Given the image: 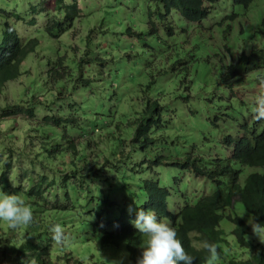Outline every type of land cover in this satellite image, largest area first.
<instances>
[{"label": "trees", "instance_id": "obj_1", "mask_svg": "<svg viewBox=\"0 0 264 264\" xmlns=\"http://www.w3.org/2000/svg\"><path fill=\"white\" fill-rule=\"evenodd\" d=\"M218 1L220 0H147L160 4L161 8L157 7L159 20L177 13L188 22L207 17ZM231 1L234 5L246 7L252 0ZM30 7L31 14L37 12L36 16L44 17L34 5ZM51 9L46 22L43 21L35 30L37 34L31 36L19 33L8 23L4 14L11 11L0 8L1 90L8 81L20 76L25 57L38 48L46 52V74L53 84L72 80L71 67L65 62L67 51H61L62 34L72 28L74 21L81 16V9L77 7V0H54ZM14 10V16L22 20L25 18L17 7ZM150 14L148 11V16ZM28 22L35 24L33 19ZM261 23L264 26V18ZM149 27L151 33L158 34V27L151 21ZM229 28L230 24L223 32H228ZM162 30L159 34L163 35L164 32L167 37L174 35L170 24L162 22ZM125 32L134 34L130 27ZM136 35L139 37V34ZM55 39L57 43L52 44ZM43 41L48 44L42 43ZM166 44L167 50H174L171 43L166 41ZM225 47L228 51L231 50L229 43ZM248 48L247 53L243 50L236 62L231 63L242 73L264 67V50L262 52ZM191 57L189 52L186 53V73ZM90 61L91 59H87L84 62ZM82 62L81 59L78 60L77 68L82 66ZM229 69L231 70L230 66ZM82 75L78 71L81 81L88 84L90 78ZM46 82H49L48 79ZM179 83L182 84L183 81ZM64 95L65 98L70 97L69 94ZM64 95L60 97L64 98ZM208 96L220 100L216 104H209L205 95L181 93L178 96V106L171 110L157 99L147 100L136 124L129 125L127 130L124 128L126 133L118 137L117 145H112L113 154H123L121 161H112L107 155H103L104 159L100 161L95 153L92 156L91 151L86 153L88 143L72 140L75 133L80 136L88 135L90 128H82L81 117L84 114L76 110L77 103L69 102L68 106L72 108L65 111L62 109L65 107V98L57 103L58 109L57 106L54 107V99L42 104L32 98H19V102L12 107H1L0 125L11 116L22 115L29 119L35 115V107H47L52 112L41 117L43 122L28 124L29 134L24 140L28 146L34 147L30 151L34 160H37L35 156L39 157L40 162L58 159L60 163L55 171L66 168L77 180L79 177L84 180L91 173L96 176L92 180H99L100 177L92 169H97L100 175L102 170L108 169L113 171L114 176L101 175L105 187L99 188L92 195V211H86V207L80 205L78 197L68 198L72 202L70 206L60 205L56 203L57 196L53 202L48 198L50 188L57 183V176H52L49 180L45 175L38 174L34 180L31 173L23 186L19 178L27 170H15L11 161L16 156L21 157L24 150L15 143L1 148L0 191L22 195L33 211L34 221L27 227L21 226L15 230L8 229L0 221V264H53V257L58 264H108V260L112 259L106 252H115L116 255L122 252L123 264H135L147 240L131 223L136 212L141 209H153L158 220L171 222L185 251L195 257L194 264H209L208 254L192 246L194 241L201 239L214 243L218 248L220 259L212 264H264V244L253 235L247 222L254 217L256 222L264 223V120L254 119L253 109L256 107L257 97L255 96L253 104L240 100V108L237 102L220 93L213 91ZM223 97L227 102L222 101ZM185 105H190L187 110L184 109ZM248 105L252 106V112L246 118L245 115L241 116V112H247ZM220 108H225V113ZM7 134H12V130L0 129V136L5 137ZM12 135L14 137L16 134ZM38 136L42 139V145L35 149L33 140ZM210 142L218 143L219 149L214 154L210 152ZM126 149L127 153H123ZM66 155L68 160L65 159ZM88 155L92 158L89 159L91 163L88 162ZM148 174L151 175L150 178L146 177ZM180 174L200 176L204 180V186L196 192H187L189 181H184ZM46 179L47 182L44 181ZM120 196L124 198L123 204L116 199ZM55 223H59L64 229L70 223L71 237L67 240L65 236L62 246H57L51 239L49 228ZM21 234L24 236L21 237ZM79 245L82 247L78 248Z\"/></svg>", "mask_w": 264, "mask_h": 264}, {"label": "rangeland", "instance_id": "obj_2", "mask_svg": "<svg viewBox=\"0 0 264 264\" xmlns=\"http://www.w3.org/2000/svg\"><path fill=\"white\" fill-rule=\"evenodd\" d=\"M53 1L0 0V8L11 11L4 14L8 23L20 31L19 33L33 36L37 34L35 31L37 27L41 26L43 21L46 22L52 11ZM32 5L36 10L38 9V12L41 11L44 17L36 16L37 12L31 14ZM16 7L22 12L20 13L22 17H25L23 20L12 14ZM77 7L81 9V16L74 21L72 28L66 34H62L61 46L62 52L67 51L65 62L71 67L72 80L70 82L62 80L53 84L46 74L48 68L46 52L38 48L36 52L29 53L25 57L20 76L3 86V90L0 91V108L12 107L19 102V98L22 100L32 98L42 104L54 99L56 103L54 107L57 106L58 109L57 103L65 98L60 96L64 93L70 94L74 90L70 97L65 98V107L62 109L68 111L72 108L68 106L69 102L77 103L76 110L84 114L81 117L82 128L87 126L90 128L88 135L80 136L79 133H75L71 138L76 142L88 143V147L85 148L86 153L91 151V156L95 153L100 161H103V155L111 157L112 161L122 160L123 154H113L112 145L113 143L117 145L118 137L126 133L124 128L127 130L129 125L136 124L135 121L140 117L149 99H157L171 110L178 106V96L181 93L205 95L204 98L209 104H216L220 99H211L208 96L214 91L237 102L241 108L240 100L253 104L255 96L264 93V88L260 86L258 80V77L264 78V67L242 73L231 65L236 62L240 52L249 51L248 47L263 52L264 26L261 22L264 18V0H252L246 7L234 5L231 0H220L214 3L207 17L195 22H188L177 13L168 15L165 20H159L157 7L161 8L160 4L147 0H77ZM148 11L151 13L150 16ZM31 19L35 24L28 22ZM150 21L158 27V34L150 32ZM161 21L171 25L174 35L167 37L164 32L163 35L159 34L163 31ZM228 24H230L229 31L224 33L223 30ZM127 27H130L134 34H127L125 32ZM136 34H139V37ZM166 41L174 46V50L166 49ZM42 43L46 44L47 41ZM51 43H57V39ZM226 43H229L231 50L226 49ZM188 52L192 57L187 63L186 73L184 59ZM80 59L83 61L82 66L77 68L76 63ZM87 59L91 61L84 62ZM179 59L181 60L177 63ZM78 71L84 78H90L88 84L81 81ZM46 79L49 82H46ZM181 80L182 84L179 83ZM172 95L178 98L175 99ZM224 97L222 101H226ZM250 105L246 107L247 112H241V116L249 117L252 112ZM189 106L185 105L184 109L187 110ZM220 110L223 113L226 111L225 108ZM34 113L35 115L29 119H25L22 115L11 116L0 125V129L12 130V134L17 135L0 136V149L15 143L24 150L21 157L16 156L11 161L15 170L21 168L27 170L25 175L19 178L23 186L26 185L25 180L31 173L34 180L38 174L45 175L49 180L52 176H57V183L50 188L48 198L53 202L57 196V204L70 206L72 202L68 198L78 197L80 205H84L86 211H92L94 206L91 202L92 195L99 188L105 187L101 175L109 174L113 177V171L104 169L100 175L97 169H92L100 177L99 180H92L96 177L92 173L84 180L81 177L77 180L66 168L55 171L56 167H59L58 159L53 162H40L39 157L35 156L37 160H34L30 154L34 147L28 146L24 140L29 134L28 124L43 122L41 117L51 112L47 107H35ZM33 144L37 149L42 145V139L38 136L33 140ZM208 146L211 148V154L219 149L217 142H210ZM123 151L125 153L127 149ZM98 152L101 154L99 155ZM65 159H69L68 155ZM89 159L92 158L88 155V162L91 163ZM32 161L35 163H31ZM180 176L184 181H189L187 192H196L204 186V180L200 176H190V174H180ZM146 177L150 178L151 175L148 174ZM47 179L44 181L47 182ZM112 195L115 199L114 194ZM116 199L121 204L124 203L122 196ZM70 231V223H68L65 227L67 240L71 237ZM228 231L227 229L226 233ZM22 236L24 234H21ZM80 247L82 246L79 245L78 248ZM120 253L116 255L115 252H106L112 260L121 259L123 253ZM52 260L53 264H58L57 259L53 257Z\"/></svg>", "mask_w": 264, "mask_h": 264}, {"label": "clouds", "instance_id": "obj_3", "mask_svg": "<svg viewBox=\"0 0 264 264\" xmlns=\"http://www.w3.org/2000/svg\"><path fill=\"white\" fill-rule=\"evenodd\" d=\"M258 80L260 86L264 88V78L258 77ZM255 104L254 119L264 120V93L256 98ZM129 212H131V207ZM0 221L4 222L10 230L21 226L27 227L34 221L33 211L22 195L0 191ZM131 223L139 233L147 238L135 264H194L195 257L185 251L171 222L158 220L155 210H138ZM248 223L253 235L264 244V223L256 222L254 217L248 220ZM49 231L51 239L57 246L65 243V229L59 223L52 224ZM192 246L208 254L209 264L220 259L217 246L208 240H196ZM108 264H123V260H108Z\"/></svg>", "mask_w": 264, "mask_h": 264}, {"label": "bare ground", "instance_id": "obj_4", "mask_svg": "<svg viewBox=\"0 0 264 264\" xmlns=\"http://www.w3.org/2000/svg\"><path fill=\"white\" fill-rule=\"evenodd\" d=\"M18 32H20V31H18ZM137 33H138V32H137ZM263 35H264V34H263ZM54 50H55V49H54ZM60 55H61V54H60ZM49 56H50V55H49ZM52 56H53V55H52ZM51 58H52V57H51ZM193 60H194V59H193ZM173 62H174V61H173ZM175 63H176V62H175ZM177 63H178V61H177ZM175 65H176V64H175ZM72 70H73V69H72ZM181 70H182V69H181ZM72 73H74V72H72ZM255 74H257V72H256ZM260 74H261V73H260ZM72 75H73V74H72ZM255 76L258 77V75H255ZM202 84H203V83H202ZM0 90H1V89H0ZM73 91H74V90H73ZM2 94H3V93H2ZM69 95H70V94H69ZM69 95H68V96H69ZM17 97H18V96H17ZM64 97H65V96H64ZM60 98H61V97H60ZM220 98H221V97H220ZM16 99H17V98H16ZM51 113H52V112H51ZM56 114H57V113H56ZM47 116H49V115H47ZM51 116H52V115H51ZM52 117H53V116H52ZM63 117H64V116H63ZM172 119H173V118H172ZM171 123H172V121H171ZM171 123H170V124H171ZM168 126H169V125H168ZM172 126H173V125H170V127H172ZM173 127H174V126H173ZM162 130H163V129H162ZM160 131H161V130H160ZM202 143H203V141H202ZM202 143H201V144H202ZM201 144H200V145H201ZM67 153H68V152H67ZM68 154H70V152H69ZM117 155H118V153H117ZM38 163H39V162H38ZM187 168H188V167H187ZM259 168H260V167H259ZM185 169H186V168H185ZM257 169H258V168H257ZM257 169H256V170H257ZM187 170H188V169H187ZM250 170H251V169H250ZM250 170H249V171H250ZM253 170H254V169H253ZM253 170H252V171H253ZM82 171H83V169H82ZM249 171H247V172H249ZM254 171H255V170H254ZM169 172H170V171H169ZM256 172L258 173V170H257ZM260 172H261V171H260ZM190 173H191V172H190ZM257 173H256V174H257ZM169 174H171V173H169ZM77 175H78V174H77ZM173 177H174V176H173ZM173 177H172V178H173ZM175 184H176V183H175ZM171 187H172V186H171ZM173 191H174V190H173ZM174 192H175V191H174Z\"/></svg>", "mask_w": 264, "mask_h": 264}]
</instances>
